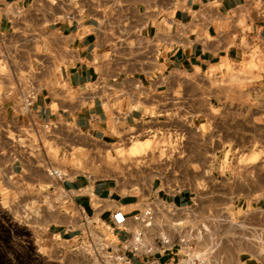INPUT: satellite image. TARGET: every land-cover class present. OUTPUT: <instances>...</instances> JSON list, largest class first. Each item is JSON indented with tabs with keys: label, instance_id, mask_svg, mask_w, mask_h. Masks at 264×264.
<instances>
[{
	"label": "crops",
	"instance_id": "0c3cea01",
	"mask_svg": "<svg viewBox=\"0 0 264 264\" xmlns=\"http://www.w3.org/2000/svg\"><path fill=\"white\" fill-rule=\"evenodd\" d=\"M221 113L234 144L232 121L248 116L239 146L258 162L264 0H0V179L60 190L71 210L0 234V264H264V187L226 205L244 231L211 248L218 232L199 225L225 208L194 202L180 176L72 173L79 150L148 131L223 132Z\"/></svg>",
	"mask_w": 264,
	"mask_h": 264
},
{
	"label": "rangeland",
	"instance_id": "374dc122",
	"mask_svg": "<svg viewBox=\"0 0 264 264\" xmlns=\"http://www.w3.org/2000/svg\"><path fill=\"white\" fill-rule=\"evenodd\" d=\"M219 117L220 125L225 127L223 132L214 131L213 125L208 130L210 124L196 136L185 131H148L107 147L93 148L91 153L79 150L80 154L70 156L74 161L72 173L86 172L98 177L131 180L134 171L137 177L141 174L138 172L140 168L150 165L156 166L151 174L180 176L177 183L193 189L194 202L219 204L225 208L218 212V220L212 221L208 217L199 225L204 233L218 232L219 238L214 240L211 248L221 247L226 245L229 234L244 231L242 223H234L226 205L258 198L263 190L264 152L260 151L262 153L255 163L258 156H252L248 148L239 146L244 140V123L248 116L236 114L232 121L236 126V144L227 139L228 115L221 113ZM139 140L149 144L134 152L131 145ZM50 190L46 186L28 185L17 177L0 179V228L6 226V231L2 230L0 234L32 233L38 226L65 217L66 212L71 211L68 203L60 190Z\"/></svg>",
	"mask_w": 264,
	"mask_h": 264
},
{
	"label": "built area",
	"instance_id": "2783aa9c",
	"mask_svg": "<svg viewBox=\"0 0 264 264\" xmlns=\"http://www.w3.org/2000/svg\"><path fill=\"white\" fill-rule=\"evenodd\" d=\"M30 104V99L26 98L24 100L23 106L26 108L28 105ZM53 174L61 177L62 174L60 172H58L57 170H52ZM146 213H148V211H146ZM126 221V214L121 210V209H117L113 212L112 214V223L114 226H121L122 224H124ZM135 240H137V237H135ZM132 248L134 250L137 249L136 244L134 246H132ZM146 264H153V262H146ZM184 264H190V262H185Z\"/></svg>",
	"mask_w": 264,
	"mask_h": 264
},
{
	"label": "bare ground",
	"instance_id": "6f19581e",
	"mask_svg": "<svg viewBox=\"0 0 264 264\" xmlns=\"http://www.w3.org/2000/svg\"><path fill=\"white\" fill-rule=\"evenodd\" d=\"M144 142V143H143ZM141 143H143V144H141ZM149 143L147 142V143H145V141L143 140V141H138V143H134L133 145H131L132 147V150L134 151V152H138L140 149H143L145 146H147Z\"/></svg>",
	"mask_w": 264,
	"mask_h": 264
}]
</instances>
